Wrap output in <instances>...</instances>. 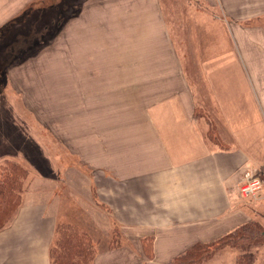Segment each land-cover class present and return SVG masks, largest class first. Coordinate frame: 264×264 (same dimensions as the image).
Masks as SVG:
<instances>
[{
  "label": "crops",
  "instance_id": "obj_1",
  "mask_svg": "<svg viewBox=\"0 0 264 264\" xmlns=\"http://www.w3.org/2000/svg\"><path fill=\"white\" fill-rule=\"evenodd\" d=\"M34 1L0 0V30ZM58 2V67L44 79L57 91L43 86L41 156L9 157L30 170L0 264H50L60 224L92 236L91 264H171L264 220V183L240 193L244 173L264 180V0ZM29 69L19 83L9 70L24 95Z\"/></svg>",
  "mask_w": 264,
  "mask_h": 264
},
{
  "label": "rangeland",
  "instance_id": "obj_2",
  "mask_svg": "<svg viewBox=\"0 0 264 264\" xmlns=\"http://www.w3.org/2000/svg\"><path fill=\"white\" fill-rule=\"evenodd\" d=\"M58 1H34V5L31 7L33 10L24 13L27 16H20L8 28L4 27L0 30V164L5 161H11L26 170L28 164L22 161L21 157L17 161L9 157L21 153L25 155L29 149L32 155L41 156L42 96L48 92L45 89L43 90V86L46 83L55 85L57 91L58 84L55 78L50 79L47 76V80H44L46 73L56 76L53 72L58 67L56 42L58 27H56V23L64 15V9L63 12L59 9ZM258 21L264 27V17ZM29 56L35 57L30 59L26 65L16 67L17 63L27 59ZM29 68L32 69L34 94L31 95L28 92L24 95L17 91L18 86L14 83V79H11V76H16L19 83L21 76H23L21 72H24L25 69L30 71ZM9 70L12 75H10ZM18 72L19 75H16ZM9 77L11 79L10 82ZM25 88L26 86L24 85V90ZM44 91L46 92L44 93ZM203 115L206 122L213 121L211 123H217L216 119L213 118L212 120L209 116ZM32 142L33 145L30 146L29 144H32ZM36 165L40 166L39 163ZM28 168L30 170V167ZM26 176L22 183V191ZM257 221L260 228L264 229V220L258 219ZM60 225H66V227L68 226V228L81 231L82 233L85 232L83 229L73 225ZM85 234L90 238L95 253V240L86 232ZM56 239L57 235L55 241ZM254 240L257 244L250 248L248 252L252 254L253 264H263L264 241L260 239ZM240 253H242L240 249L235 250V248L225 245L214 254H211L210 258L208 257V260L201 264H236V258L240 256Z\"/></svg>",
  "mask_w": 264,
  "mask_h": 264
},
{
  "label": "trees",
  "instance_id": "obj_3",
  "mask_svg": "<svg viewBox=\"0 0 264 264\" xmlns=\"http://www.w3.org/2000/svg\"><path fill=\"white\" fill-rule=\"evenodd\" d=\"M214 132L211 128L208 138L221 146ZM25 176L26 170L16 163L5 161L0 164V230L11 220L20 205ZM70 229L66 225L57 227V239L49 250L50 264H91L95 253L90 238L85 232ZM254 239L264 241V229L260 228L258 222L245 223L214 241L194 244L181 256L175 257L171 264H201L225 245L242 251L236 258V264H253L252 254L248 250L257 244ZM141 244L146 258L151 259V237L142 239Z\"/></svg>",
  "mask_w": 264,
  "mask_h": 264
},
{
  "label": "built area",
  "instance_id": "obj_4",
  "mask_svg": "<svg viewBox=\"0 0 264 264\" xmlns=\"http://www.w3.org/2000/svg\"><path fill=\"white\" fill-rule=\"evenodd\" d=\"M264 180L261 176H252L250 173L243 174V182L240 193L244 198L255 199L261 191Z\"/></svg>",
  "mask_w": 264,
  "mask_h": 264
}]
</instances>
